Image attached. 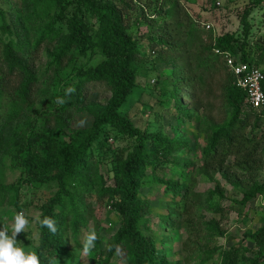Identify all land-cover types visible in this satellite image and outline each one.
Here are the masks:
<instances>
[{"label":"trees","instance_id":"1","mask_svg":"<svg viewBox=\"0 0 264 264\" xmlns=\"http://www.w3.org/2000/svg\"><path fill=\"white\" fill-rule=\"evenodd\" d=\"M196 4L18 0L17 12L0 7V211L9 206L13 216L25 212L33 200L22 202L23 190L55 186L38 205L42 218L54 219L57 227L52 234L35 223L37 245L31 250L41 264L50 257L58 264H84V259L88 264H111L112 259L181 264L172 263L159 247L165 242H157L154 221L158 229H171L192 242L194 248H184L186 258H199L198 264H264V223L230 244L233 238L216 218L196 221L193 200L200 165L213 166L227 181L247 180L235 204L247 209L264 195V182L257 180L264 163V132L257 137L264 130V104L251 107L225 61L231 55L264 75V34L251 36L252 7L241 16L240 36L205 33L199 24H209L208 18L205 9L193 12ZM140 23L146 31L138 30ZM41 55L45 62L38 66ZM97 55L100 60L90 64ZM149 59L164 69L151 80L157 90L152 104L170 113L174 133L195 115L209 123L198 166L184 136H172L163 125L149 129L133 123L126 103L144 87L140 81L148 75ZM97 85L109 94L103 101L91 93ZM80 115L86 118L82 122ZM113 138L126 144L117 148ZM174 156L183 162L176 163ZM228 159L231 167L223 169ZM158 189L155 199L146 194ZM210 193L207 201L217 214L225 197L219 184ZM92 230L97 240L86 251L83 242ZM208 237L226 238L228 248L201 251ZM246 239L252 248L244 245Z\"/></svg>","mask_w":264,"mask_h":264},{"label":"rangeland","instance_id":"2","mask_svg":"<svg viewBox=\"0 0 264 264\" xmlns=\"http://www.w3.org/2000/svg\"><path fill=\"white\" fill-rule=\"evenodd\" d=\"M256 0H197V4L192 7L193 12L199 13L201 9H205L204 16L208 18L206 23L211 24L210 29L204 27L205 22L199 24V27L205 31V33L218 34L219 32H231L235 36L241 35V24L240 19L243 12L252 7V12L249 16L251 22V36L257 37L258 35L264 34V0H260L259 5H255ZM0 7L5 11H14L19 10L18 0H0ZM153 8L146 9L147 14L153 13ZM169 17H166V19ZM162 17H159L158 20H162ZM203 20V19H202ZM138 30L144 32L147 30L146 25L143 23L139 24ZM132 33H136V28H132ZM144 42V41H143ZM100 60V57L94 56L90 61V64H96ZM45 62V57L43 55L38 57V66L43 65ZM83 62V61H82ZM148 75L146 78L141 79L140 84L144 85L142 90H136L133 96L128 99L126 105H129L130 114L133 120V123L138 128H149L155 129L163 125L165 130L170 133L172 136H184L188 139L193 146L194 156H197L196 166L200 165L199 158L201 154V147L204 146V138L207 136L205 129L209 126L208 122H204L200 118V115H195L193 120L185 122L182 124L179 129L178 134L174 133L172 130V124L174 120L170 117L169 112L161 113L158 110V106L152 101L157 95V90L153 89L154 84L151 82L152 78L157 77L158 74H161L164 69L162 65L151 59L148 60ZM49 78V77H48ZM48 81V80H47ZM64 79H62V82ZM95 91V92H94ZM95 94V98L98 101H103L108 97V92L103 86L97 85L92 89V92ZM155 107H151L152 105ZM79 113V112H78ZM162 115H161V114ZM163 116V119H162ZM218 118L217 114L213 115ZM85 117L79 116V121L82 122ZM264 130L262 129L257 133V137L261 138ZM114 139V138H113ZM109 142H113L110 138ZM115 147L122 148L126 142L121 139H114ZM176 163H182L183 160L178 156L172 157ZM231 159H228L223 169H226L228 166L231 167ZM213 166H203L200 165L197 168V177L194 183V192L196 196L193 200H196L197 204L195 205L196 221L201 218L209 221L211 218H216L218 220L219 226L222 230L225 231L226 235H230L233 238L230 244L236 242L237 240L242 239L245 233L254 232L264 223V195L258 196L255 201L250 205L249 208H244L238 204H235L234 200H239L242 196L244 190L247 187V180L240 178L238 180L227 181L222 177V172L213 169ZM104 168V167H103ZM106 168L108 165L106 164ZM105 172L106 169H103ZM12 177H9V182H12ZM259 182H264V163L260 167L259 175L257 177ZM216 184L220 185L225 199L222 200V211L215 214V208L210 207L209 202L207 201L210 192L214 189ZM55 186H43L39 190H28L22 191L21 199L22 202L25 200H33L31 205H29L25 211L26 216L29 219V226L25 229V232L18 234V240L23 243L22 246L26 250H31L34 246L37 245V228L35 222L32 220V217L39 214L38 205H40L41 200H45L54 190ZM148 191V192H147ZM146 194L150 198H157L161 191L158 190H146ZM149 198V199H150ZM155 203V200H152ZM157 202V207H158ZM156 207V208H157ZM14 211L11 210L9 206H5L0 211V227L3 225H11L12 217ZM105 216V217H103ZM103 220L101 221L102 226H106L108 219L106 218L105 213L102 215ZM115 219V217H114ZM156 223V221H154ZM153 223V231L155 238L158 243L165 242L159 247L164 250L167 258L174 263L175 261H180L181 264H198V259L188 260L187 252L189 248H194L195 245L188 241L185 237L176 234L171 231V229L164 231L163 226L160 229L157 228L156 224ZM92 226V224H91ZM163 232V233H162ZM104 236L108 230L102 232ZM105 236L104 238H106ZM192 239V238H190ZM18 241V242H19ZM186 244V245H185ZM205 245V246H203ZM203 245L200 246L201 251L203 249L213 248V247H222L224 249L228 248V241L224 237H208L207 242L203 241ZM244 245L248 248H252L253 242L251 239H246ZM243 245V246H244ZM185 246L188 248L184 250ZM198 250V249H197ZM196 250V251H197ZM195 251V250H194ZM89 255V254H88ZM84 264L87 263V259L83 260ZM118 262L115 259H112L111 264H117ZM209 264V263H206Z\"/></svg>","mask_w":264,"mask_h":264},{"label":"clouds","instance_id":"3","mask_svg":"<svg viewBox=\"0 0 264 264\" xmlns=\"http://www.w3.org/2000/svg\"><path fill=\"white\" fill-rule=\"evenodd\" d=\"M71 93L73 90H67ZM59 104H63V99H58ZM43 214H37L32 220L42 228H47L49 232L55 234L57 232L56 222L54 219ZM29 219L25 212L20 211L12 217L11 225H3L0 227V264H41V260L33 250H26L17 236L29 226ZM97 234L94 230L90 231L83 242L84 249L90 250L95 247ZM19 241V242H18ZM47 264H58L56 258H48Z\"/></svg>","mask_w":264,"mask_h":264},{"label":"built area","instance_id":"4","mask_svg":"<svg viewBox=\"0 0 264 264\" xmlns=\"http://www.w3.org/2000/svg\"><path fill=\"white\" fill-rule=\"evenodd\" d=\"M205 28L210 29L211 24H206ZM225 61L228 69L233 74L234 83L247 91V100L251 107L254 109L261 108L264 104V91L262 88L264 75L261 69L252 64L236 62L231 55H226Z\"/></svg>","mask_w":264,"mask_h":264}]
</instances>
